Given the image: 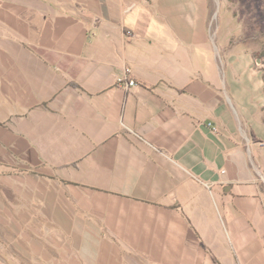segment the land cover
I'll list each match as a JSON object with an SVG mask.
<instances>
[{"label":"crops","instance_id":"crops-1","mask_svg":"<svg viewBox=\"0 0 264 264\" xmlns=\"http://www.w3.org/2000/svg\"><path fill=\"white\" fill-rule=\"evenodd\" d=\"M212 6L0 0V264H264V68Z\"/></svg>","mask_w":264,"mask_h":264},{"label":"rangeland","instance_id":"rangeland-1","mask_svg":"<svg viewBox=\"0 0 264 264\" xmlns=\"http://www.w3.org/2000/svg\"><path fill=\"white\" fill-rule=\"evenodd\" d=\"M213 34L249 50L264 68V0H212Z\"/></svg>","mask_w":264,"mask_h":264},{"label":"built area","instance_id":"built-area-1","mask_svg":"<svg viewBox=\"0 0 264 264\" xmlns=\"http://www.w3.org/2000/svg\"><path fill=\"white\" fill-rule=\"evenodd\" d=\"M126 72L130 73L131 69L126 68ZM126 82H127V87L134 86L136 84V80L134 78H131V77H128Z\"/></svg>","mask_w":264,"mask_h":264},{"label":"water","instance_id":"water-1","mask_svg":"<svg viewBox=\"0 0 264 264\" xmlns=\"http://www.w3.org/2000/svg\"><path fill=\"white\" fill-rule=\"evenodd\" d=\"M256 62H257V63H259V62H260V59H259V58H257V59H256Z\"/></svg>","mask_w":264,"mask_h":264}]
</instances>
